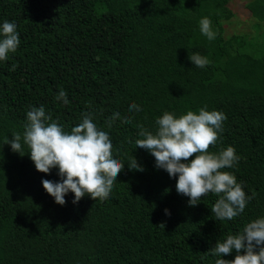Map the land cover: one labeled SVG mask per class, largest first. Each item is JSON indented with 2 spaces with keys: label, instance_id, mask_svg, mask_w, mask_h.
<instances>
[{
  "label": "trees",
  "instance_id": "trees-1",
  "mask_svg": "<svg viewBox=\"0 0 264 264\" xmlns=\"http://www.w3.org/2000/svg\"><path fill=\"white\" fill-rule=\"evenodd\" d=\"M230 2L0 0V22L15 21L20 35L16 52L0 61V264H215L217 240L264 215V0L245 3L253 34L227 33L236 15ZM205 16L211 41L199 31ZM193 53L208 64L194 66ZM61 87L68 104L55 99ZM131 102L142 110H130ZM41 104L67 130L93 112L110 132L126 164L108 198L86 194L73 203L69 192L64 205L55 203L41 180L59 181L58 170H36L26 145L20 155L6 143ZM204 106L227 117L208 150L233 146L240 159L222 171L254 194L232 220H216L211 193L190 206L176 179L135 144L164 111ZM117 109L130 121L109 123ZM133 157L143 171L129 169Z\"/></svg>",
  "mask_w": 264,
  "mask_h": 264
},
{
  "label": "clouds",
  "instance_id": "clouds-1",
  "mask_svg": "<svg viewBox=\"0 0 264 264\" xmlns=\"http://www.w3.org/2000/svg\"><path fill=\"white\" fill-rule=\"evenodd\" d=\"M198 25L200 33L209 41L215 39L216 32L209 17H202ZM19 44L15 21L0 22V61L15 53ZM188 59L198 68L208 64L207 58L199 53L189 55ZM14 69L12 65L11 70ZM55 99L69 103L62 87ZM128 107L134 112L142 110L135 102ZM115 117L131 119L127 114L121 116L117 109L108 118L109 123ZM226 119L225 113L208 110L207 106L179 115L164 111L155 119V130L141 129L135 140L136 148L145 149L155 158L156 168L176 179L177 193L189 197L190 206H195L209 193L217 196L211 212L221 221L240 216L254 195L245 192L244 182H238L232 172L222 171L233 168L240 159L233 146L216 152L208 150L210 145L218 143ZM26 121L23 133H12L6 143L20 155H24L22 149L26 145L36 170L43 173L58 170L59 181L41 180L55 203L64 205L69 192L73 194V203L86 194L100 199L109 197L126 163L114 155L111 134L96 122L93 112L82 114L80 122L67 130L41 104L28 108ZM127 165L129 169L143 171L134 157ZM165 214L170 215L168 209ZM232 252H235L234 259L223 258ZM210 253L216 257L215 264H264V215L246 223L242 231L217 240Z\"/></svg>",
  "mask_w": 264,
  "mask_h": 264
},
{
  "label": "rangeland",
  "instance_id": "rangeland-1",
  "mask_svg": "<svg viewBox=\"0 0 264 264\" xmlns=\"http://www.w3.org/2000/svg\"><path fill=\"white\" fill-rule=\"evenodd\" d=\"M247 1L248 0H231L229 5L235 10L236 15L226 24V31L228 34L233 32L254 33L251 15L245 7Z\"/></svg>",
  "mask_w": 264,
  "mask_h": 264
},
{
  "label": "bare ground",
  "instance_id": "bare-ground-1",
  "mask_svg": "<svg viewBox=\"0 0 264 264\" xmlns=\"http://www.w3.org/2000/svg\"><path fill=\"white\" fill-rule=\"evenodd\" d=\"M227 5V4H226ZM248 7V6H247ZM226 19V18H225ZM157 32V31H156ZM177 35V34H176ZM161 39V38H160ZM167 39V38H166ZM177 39V38H176ZM169 40V39H168ZM164 41V40H163ZM177 41H179V40H177ZM177 41H176V43H177ZM226 170V169H225Z\"/></svg>",
  "mask_w": 264,
  "mask_h": 264
}]
</instances>
